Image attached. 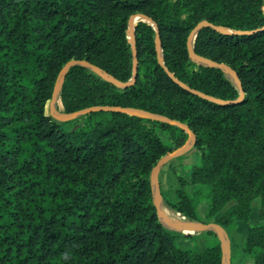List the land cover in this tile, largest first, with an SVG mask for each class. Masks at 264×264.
Returning a JSON list of instances; mask_svg holds the SVG:
<instances>
[{
    "label": "trees",
    "instance_id": "1",
    "mask_svg": "<svg viewBox=\"0 0 264 264\" xmlns=\"http://www.w3.org/2000/svg\"><path fill=\"white\" fill-rule=\"evenodd\" d=\"M134 14L156 24L163 63L178 81L230 104L174 84L158 65L152 28L138 23L135 84L117 89L72 68L60 94L64 112L135 108L186 124L200 165L191 182L178 179L177 201L164 205L200 221L201 201L207 219L233 202L215 220L226 228L248 222L258 200L260 223L248 230L242 252L264 264V0H0V264H220L212 233L215 243L204 252L181 249V234L158 223L152 204L150 172L186 133L119 113L64 123L45 114L71 60L121 82L131 78L127 22ZM201 21L257 31L224 36L206 28L193 41L196 55L235 71L244 93L238 103L221 71L189 61L187 37Z\"/></svg>",
    "mask_w": 264,
    "mask_h": 264
},
{
    "label": "water",
    "instance_id": "2",
    "mask_svg": "<svg viewBox=\"0 0 264 264\" xmlns=\"http://www.w3.org/2000/svg\"><path fill=\"white\" fill-rule=\"evenodd\" d=\"M138 23H146L152 28L155 34L154 47H155V53H156L158 65L174 84L179 86L181 89L189 92L190 94L200 98L201 100L207 101L211 104L221 105V106L230 104V102L222 101L220 99L205 95L201 92L191 90L188 86L178 81L174 77V75L168 71V69L165 67L163 63L159 31H158L156 24L150 18H148L147 16L143 14H134L129 18L127 22V33L129 37L131 56H132L131 78L127 82H121L115 79L113 76L106 73L105 71H103L102 69L92 65L86 60H71L67 62L61 68V70L59 71L56 77L53 90H52V94H51V98L49 102L47 103L48 110H49L47 116L51 117L57 122L64 123V122L78 120L92 113H102V112L119 113V114H123V115L130 116V117H136L142 120H148V121L160 123L162 125L172 126L186 133L187 135L186 141L177 149L161 157L156 163V165L152 168L150 175H149L151 199H152V204L155 208V214H156L158 223L165 230L171 233L181 234L185 236H190L193 234H201V233H212L217 238V242L219 244L220 253H221L220 264H231L230 239L226 232L225 227L215 222L205 223L202 221H191L174 212L173 213L177 215L178 217H180L181 220L173 221L167 218L164 214L165 205H164V201H163V198L160 192V183H159L160 172L165 165H167L169 162L175 159H178L184 156L185 154L190 152L196 145L195 135L186 124H183L176 120L169 119L162 115L153 114V113L143 111L140 109H135V108L94 106V107L85 108L79 111H75L72 113H66L64 112V110L61 111L57 107L58 103L61 104L60 94H61V90H62L64 81H65V78L67 74L69 73V71L75 67H80V68H83L89 71L93 75L99 77L104 82H107L113 85L117 89L124 90L135 84V81L137 78V59H136L137 54H136V49H135V28ZM206 28H209L219 33L220 35H224V36H244V35L253 34L257 31H254V32L233 31L225 27L214 26L206 21H201L190 31L187 37L186 49H187L189 61L198 67L211 68V69H216V70L221 71L222 74L225 76V78L238 91V95H239L238 98L232 101L233 104L238 103L242 100L244 93L242 90L241 82L239 81L235 71L226 64L217 63L210 59L198 56L195 54L193 50V41L195 40L199 32ZM261 30H264V27L258 31H261Z\"/></svg>",
    "mask_w": 264,
    "mask_h": 264
},
{
    "label": "rangeland",
    "instance_id": "3",
    "mask_svg": "<svg viewBox=\"0 0 264 264\" xmlns=\"http://www.w3.org/2000/svg\"><path fill=\"white\" fill-rule=\"evenodd\" d=\"M61 111L63 107L61 106ZM48 104L45 107V114L48 115ZM76 121V120H75ZM158 129V128H157ZM158 134L161 140L165 144H169V136L158 129ZM200 150L198 148H193L190 152L184 156L175 159L165 165L159 175L160 192L163 199L168 201H177V192L179 189L178 179L182 178L188 182L192 181L194 169L200 165ZM188 191H190L188 189ZM258 201V200H256ZM259 202V201H258ZM165 204V203H164ZM234 203H230L226 208L215 218L207 219V203L204 201L200 202L197 212L202 222H215L224 212L228 210ZM167 205H165V208ZM253 209H251V214L249 216L248 222H237L226 227V232L230 239L231 248V264H253V255L244 254L242 252L243 245L246 241L248 230L254 226L258 225L259 209L257 216H253ZM256 218V219H255ZM214 236V235H213ZM217 240V238L214 236ZM212 236H207L206 233L193 234L190 236L180 235V239L177 244L181 249H188L194 252H204L207 247L212 246L215 240Z\"/></svg>",
    "mask_w": 264,
    "mask_h": 264
},
{
    "label": "bare ground",
    "instance_id": "4",
    "mask_svg": "<svg viewBox=\"0 0 264 264\" xmlns=\"http://www.w3.org/2000/svg\"><path fill=\"white\" fill-rule=\"evenodd\" d=\"M59 109H61V104L58 103V106H57ZM164 214L167 218H169L170 220H173V221H178V220H181L180 217H178L177 215H175L173 212L169 211L167 208L164 209Z\"/></svg>",
    "mask_w": 264,
    "mask_h": 264
},
{
    "label": "crops",
    "instance_id": "5",
    "mask_svg": "<svg viewBox=\"0 0 264 264\" xmlns=\"http://www.w3.org/2000/svg\"><path fill=\"white\" fill-rule=\"evenodd\" d=\"M251 209H253V216H257V213H258V209H259V202L258 201H253L252 204H251ZM252 216V214H251ZM256 219V218H255Z\"/></svg>",
    "mask_w": 264,
    "mask_h": 264
}]
</instances>
